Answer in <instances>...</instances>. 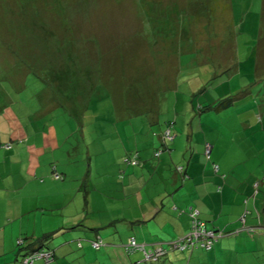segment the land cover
Returning <instances> with one entry per match:
<instances>
[{
    "label": "rangeland",
    "instance_id": "obj_1",
    "mask_svg": "<svg viewBox=\"0 0 264 264\" xmlns=\"http://www.w3.org/2000/svg\"><path fill=\"white\" fill-rule=\"evenodd\" d=\"M263 37L264 0H0V147L35 150L37 174L57 167L73 188L91 176L93 207H116L103 197L120 198L117 156L139 152L134 129L157 134L158 115L166 128L175 95L197 97L183 84L195 76L241 85ZM119 74L132 79L122 95L99 84ZM173 133L189 146L188 130Z\"/></svg>",
    "mask_w": 264,
    "mask_h": 264
},
{
    "label": "crops",
    "instance_id": "obj_2",
    "mask_svg": "<svg viewBox=\"0 0 264 264\" xmlns=\"http://www.w3.org/2000/svg\"><path fill=\"white\" fill-rule=\"evenodd\" d=\"M260 39L253 68L239 72L241 85L233 87L231 80L224 79L226 74L218 72L208 88L202 77L183 81L193 86L192 96L197 97L175 95L172 122L180 134L188 130L189 146L174 140L169 150L163 148L161 115L152 122L159 124L157 134L143 128L140 138L134 129L140 164L124 165V158L133 153L125 155L121 150L117 157L124 175L112 181L120 198L103 197L106 202H117L116 207H93L88 190L91 176L73 188L57 167L61 180L48 173L37 174L41 163L35 150L28 155L23 145L0 148V264L17 263L19 238L44 235L53 236L54 264H264V233H248L264 229V37ZM124 79L129 81L124 83ZM110 81L99 84L113 86L108 92L122 95L132 79L119 74ZM223 99L231 101L226 108L214 110ZM115 109L119 115L121 107ZM225 130L229 135L224 140ZM237 134L247 138L243 144L235 141ZM206 144L212 147L209 159ZM160 149L161 155L155 157ZM177 166L185 168L187 180L176 174ZM27 167L28 174L24 173ZM190 209L198 211L204 229L222 235L212 250L172 251L157 263L145 262L141 254L126 253L124 245L131 238L153 250L187 235ZM98 237L104 246L94 250L91 241Z\"/></svg>",
    "mask_w": 264,
    "mask_h": 264
},
{
    "label": "trees",
    "instance_id": "obj_3",
    "mask_svg": "<svg viewBox=\"0 0 264 264\" xmlns=\"http://www.w3.org/2000/svg\"><path fill=\"white\" fill-rule=\"evenodd\" d=\"M230 101L231 100H227V99L220 100L213 107V109L217 110V111L224 109L227 107V105L230 103ZM207 110H208V108H207ZM173 128H174V122L171 121L169 123H166V128L163 131V133L161 134V141H162L163 148L168 149V150H169V148H168L169 144L172 143L176 137L175 134L173 133ZM168 129L171 130V134L174 137L173 140L166 139V137H165V133ZM207 145H209V144L205 145V155H206L207 159H209L211 154L210 155L206 154ZM0 148H2V147H0ZM3 148L10 149V148H12V145H10V144L5 145ZM161 152H162L161 149L158 152H156L155 157H159L161 155ZM157 153H160V154L158 156H156ZM123 163H124V165H127V166L139 165L140 164L139 153L135 152L132 155L127 156L126 158H124ZM180 167H183V166H177L176 167V174L179 175L180 177H182L183 181H185L188 179L189 176L186 173L185 168L183 167V171H182V170H180ZM215 168H216V165H214V169ZM53 178H54V176H53ZM61 179H62V176L60 179H56V180H61ZM256 189H259V188H256ZM179 214H182V213L179 212ZM198 221L200 222L201 228L204 229V227L202 226L200 214L198 215ZM205 230L207 231V229H205ZM210 231H212V230H210ZM213 232H216V231H213ZM248 233H251V232H248ZM52 237H53L52 235H44L43 237L36 238V239L19 238L17 240L18 261L16 264H54V262L56 260V249L52 248V246L50 245ZM131 239H134L136 241V243L139 245H144V244L139 243L135 238H131ZM131 239H129V241ZM129 241L124 245L126 253L129 256L141 254L144 257V254H143V251L141 250V248H138V247L134 248V247L130 246ZM168 243H170V242H168ZM128 244H129V246H128ZM78 246H79V248H82L81 243H79ZM91 246L94 250H100L104 246V244H103L101 238L98 237L97 240L91 241ZM145 249L147 251H149L146 246H145ZM157 262H151V263H157Z\"/></svg>",
    "mask_w": 264,
    "mask_h": 264
},
{
    "label": "built area",
    "instance_id": "obj_4",
    "mask_svg": "<svg viewBox=\"0 0 264 264\" xmlns=\"http://www.w3.org/2000/svg\"><path fill=\"white\" fill-rule=\"evenodd\" d=\"M165 137L166 139H169V140L174 139V137L171 134L170 129L166 131ZM211 152H212L211 145H207L206 154L210 155ZM159 154L160 153H157L156 156H158ZM180 170L183 171V167H180ZM54 178L60 179L61 176L58 175L57 173H54ZM189 215L191 219L189 233L175 241H171L170 243L167 244V247L163 246L162 244H159L156 247H154L153 250L147 251L144 245L137 244L134 239H131L129 241L130 246L134 248H137V247L141 248L144 254L143 259L145 262H148V263L157 262L163 257L167 256V254L172 251L192 253L193 251L198 250V249H205L207 251L212 250L213 246L218 241V239L222 237V235L219 233L213 232V231H206L205 229H202L200 226V222L198 221L199 213L197 210L190 209ZM244 220H245V215L243 217V221ZM248 232L254 233L256 232V229H253L252 231L249 230Z\"/></svg>",
    "mask_w": 264,
    "mask_h": 264
},
{
    "label": "clouds",
    "instance_id": "obj_5",
    "mask_svg": "<svg viewBox=\"0 0 264 264\" xmlns=\"http://www.w3.org/2000/svg\"><path fill=\"white\" fill-rule=\"evenodd\" d=\"M53 172H54V173H57V172L55 171V169L53 170ZM54 173H53V176H54ZM57 174H58V173H57ZM58 175H59V174H58Z\"/></svg>",
    "mask_w": 264,
    "mask_h": 264
}]
</instances>
